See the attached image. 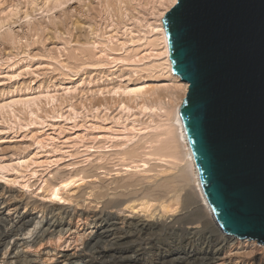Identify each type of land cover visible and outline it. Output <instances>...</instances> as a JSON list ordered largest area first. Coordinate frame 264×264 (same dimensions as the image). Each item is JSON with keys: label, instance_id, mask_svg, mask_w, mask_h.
Here are the masks:
<instances>
[{"label": "rangeland", "instance_id": "rangeland-1", "mask_svg": "<svg viewBox=\"0 0 264 264\" xmlns=\"http://www.w3.org/2000/svg\"><path fill=\"white\" fill-rule=\"evenodd\" d=\"M161 2L70 0L60 8L55 7L56 0H0V168L3 167L0 177L5 175L0 178V185L23 191L28 202L40 208L60 202L72 210L86 209L89 214L101 215L109 227L118 228L117 233L121 229L115 222L123 216L141 218L158 227L136 236L128 245L112 246L105 258H95L93 264H123L115 259L116 253L130 251L141 244L146 247L143 252L148 264H154L156 254L190 252L201 247L206 250L208 243L221 240L213 234L219 232V226H215L203 207L200 216L206 221L205 226L175 222L184 211L181 204L171 200V194L149 206L140 199L122 200L117 206H109L104 204L105 199L94 198V193L100 190L109 195L115 180L134 178L150 184L174 175L182 166L179 141L167 125L159 129L154 126L170 117L183 94L182 86L171 78L166 68H148L164 60L163 55H157L163 50L161 42L156 40L158 32L151 33L146 39L149 41L141 40L121 48V42L131 35L136 40L148 31L147 25L159 23L156 14L166 9ZM36 9L39 11L35 12ZM125 26L132 29L131 34L125 33ZM144 57L147 58L144 60ZM138 85L143 87V93L137 96L122 92ZM49 94L54 96L53 101L46 97ZM33 96L37 98L30 107L20 104L21 100ZM13 100L17 104L10 107ZM143 105L151 111L144 110ZM133 125L143 128L134 139L130 132ZM156 134H160L159 138ZM153 138L168 145L170 150L164 152L176 155V160L144 155L153 150L149 148ZM157 143H152L153 148L160 145ZM128 148L139 150L136 151L139 155L127 158L123 151ZM142 160L148 164L140 169L133 167L142 165ZM143 168L152 170L140 171ZM77 173L79 177H88L78 183L74 178L70 187L62 188V201L51 195L54 185L73 175L76 177ZM184 189L195 194L192 182ZM79 193L81 197H77ZM66 194L69 198L63 202ZM191 210L192 207L189 214ZM208 235H213V240L205 242ZM132 251L128 252L130 256L134 254ZM128 263L140 264L137 258H130L124 264ZM189 263L193 264L173 261V264Z\"/></svg>", "mask_w": 264, "mask_h": 264}, {"label": "water", "instance_id": "water-1", "mask_svg": "<svg viewBox=\"0 0 264 264\" xmlns=\"http://www.w3.org/2000/svg\"><path fill=\"white\" fill-rule=\"evenodd\" d=\"M161 20L214 220L264 244V0H176Z\"/></svg>", "mask_w": 264, "mask_h": 264}, {"label": "bare ground", "instance_id": "bare-ground-1", "mask_svg": "<svg viewBox=\"0 0 264 264\" xmlns=\"http://www.w3.org/2000/svg\"><path fill=\"white\" fill-rule=\"evenodd\" d=\"M69 1L70 0H64V1L56 0L55 7L61 8L63 7V5L67 4ZM175 1L176 0H167L166 2L164 0L161 2V0H159V2H161L160 4H162L163 6L166 5L165 10L163 8V11L162 10L158 11V15L156 14V16H158L157 18L159 20V23L156 24L155 26L147 25L148 31L145 30L141 34L142 36H140L136 40H134L135 37L131 35V38H129L127 41L121 42V48L125 49V47L128 46V44L135 45L137 41L139 42L141 40H146L151 35V33L153 34L154 31L158 32L159 35L157 36L156 40L161 42L160 44L163 45L162 46L163 50L159 52L156 51V52H158L157 55L158 54L163 55L164 60L162 62H159L157 65L150 64L151 67L148 66V68L153 67V69H156L159 66L160 67L163 66L164 69L166 68L168 72L170 73L171 78L179 82L180 85L182 86L183 94L179 96L180 101L176 103L174 108L171 110L170 117L167 120H163V121L160 120L158 123H155L154 126L156 129H159L162 126L167 125L168 128L170 129L169 130L170 133H172V136H174L177 139V141H179L182 147V157H181L182 166L178 169V172H176L174 175H169L165 177L164 179H162L161 181H158V182L153 181L154 183H150V184H146L142 180L134 179V178H128L127 180H124V179L115 180L114 181L115 187L112 189L113 191L109 194L111 196H109L107 192L100 190L94 193L95 194L94 198L95 199L96 198L105 199L104 204H107L109 206H117L119 203L122 202V200L136 201L138 199L142 200V202L147 204L146 206H149L148 205L149 203L164 199L169 194H171L170 195L171 200L174 201L175 203L181 204V210L184 211L183 213L181 212L182 213L181 215L177 216L174 219L175 222H185V223H190V224L199 223L203 227L206 225V221L204 220L202 221L200 215H203V212H204L203 208H205L207 210L208 215L211 217L212 221L214 222L215 226L218 227L212 215L211 209L202 192L198 171L194 163L192 152H191V149H190V146L187 140L186 132L184 129L183 121H182V118L179 112V108H180V105L182 104L183 98L185 97L188 84L182 81L180 77L174 74L172 71L171 61L169 57L168 42H167L164 27H163V23L161 20L164 14L166 13V11L175 3ZM49 9L52 10V8L50 7ZM34 11L37 12L39 11V9L38 10L36 9ZM124 31L128 35L132 33V29L129 28L128 26H125ZM110 36L111 38L113 37V35H110ZM146 41H149V40H146ZM155 45L156 44H154L153 46ZM155 49L156 48L154 47V50ZM146 58L144 57V60ZM142 59L143 58H140L139 60H142ZM122 92L124 94H128V95L133 94L137 96L139 92L143 93V87L141 85H138L135 87L123 89ZM37 97L36 96L27 97L23 101L21 100L20 104H23L25 106L29 104V107H30V104H32L31 102H33L34 100L36 101ZM46 97L50 98L52 101L54 99V96L50 94L47 95ZM14 104H17L15 100L11 101L9 103V106L13 107ZM159 105H162V104H159ZM142 108L144 110L151 111V108L147 107L146 105H143ZM29 112L31 113L32 111L29 110ZM122 128H124V131L129 132V129L126 128V126L125 127L123 126ZM131 128L132 129H130V132H132L133 134L132 139H134L133 137L137 136V134L141 133L143 129V128L142 129L136 128L135 125H133V127ZM161 134L163 135L162 132ZM167 134H169V132ZM169 135L171 136V134ZM151 136L150 138L152 139L153 136L152 137ZM159 136L160 134L158 135L156 134V137L159 138ZM154 138L153 140L150 139L151 140L150 143L147 142L149 143V145L152 146V148L151 146L149 148L153 150L148 151L144 155H148V157L153 156V155L156 157L158 156L157 159H160V160L163 157H166V158L171 157V159L176 158L175 157L176 155H173L172 153L164 152V150H167V149L170 150V147L168 145L160 144L161 141L158 140V138L157 140H154ZM168 139L169 138H167V135H166V140ZM152 143H157L160 145L155 146L153 148L154 145ZM133 147L135 148V146ZM134 148L126 149L125 151H123V155H125L129 159L130 158L133 159L132 158L133 156L134 157L138 156L139 154H137L136 151H139V150H136ZM142 161H143L142 165H135L133 167L140 169L141 166L143 167L148 164L147 160H142ZM1 168H0V173L2 172ZM150 170L152 169L143 168L140 171L148 172ZM75 175L76 177L73 175V178H67V180L62 181L60 184L54 185L53 188H51L52 189L51 195L58 197V199L61 200L63 199V196H60L61 194L60 191L62 188L65 189L69 185H71L73 182H75V180H73L74 178H76V182L78 183V180H83L84 177H88V175L79 177L78 173ZM1 177L5 178V175ZM190 182L194 184L195 194L194 192L190 190L184 189L185 185L187 186V184ZM183 190L185 191L184 193H183ZM196 195H197V198H199L198 196H200V199H196L195 197ZM67 196L63 200V202L67 200V198H69V196L68 197ZM81 196H82V193L81 194L79 193L77 195V197H81ZM191 207H192V210H191L192 214H189L190 213L189 210ZM104 222H105V219L101 215L89 214V212L86 209H83L80 211L74 210V209L72 210L70 209V207H66L64 206V204H61L60 202L57 203V205L55 204L52 207H49V206L41 207V208L37 207L28 202L27 196L23 191H13L11 189V186L8 187L5 184L1 183L0 185V264H91L95 260V258L96 259H101L103 257L105 258L109 254L112 246L114 245L120 246L122 244L128 245L131 241H134V239L137 238L136 236L147 234L158 228V227H155L153 224L146 222L145 220L141 218H129V217L123 216V217H119L118 220H116L115 222V224L119 226L121 229L120 230L121 232L119 231L117 233L115 232V230L118 229L116 226L110 225L112 227H109ZM217 230L219 232L213 233V234L215 237L220 236L221 240L218 242H214L211 245L208 243L207 244L208 247L206 250H204V248L202 247L201 249L199 248L196 250L194 249V250H191L190 252H177V253L167 252L166 253V251L163 250L165 251V253L154 255V264H173V261H176V260H185L193 264L194 263L195 264H264V244L257 243L255 240H251V239L249 240L239 239L234 236L226 235L221 231L219 227ZM212 236L208 235L207 238L205 237L206 239L205 242L208 239H210ZM211 240L213 239L211 238ZM130 249H131L130 251H132L133 249L132 252H134V254L132 252L131 253L135 255L134 257L132 256V254L131 256L128 254V252L130 251L121 250L120 252L116 253L115 259L120 260L121 262H123V264L127 262L130 258L131 259L137 258V263H140V264L149 263L147 262L148 259L144 257L145 253L143 251H145L146 249V247H144V244L139 245L137 248H130Z\"/></svg>", "mask_w": 264, "mask_h": 264}]
</instances>
